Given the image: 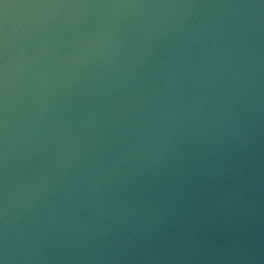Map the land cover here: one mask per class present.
I'll use <instances>...</instances> for the list:
<instances>
[{
  "label": "water",
  "instance_id": "1",
  "mask_svg": "<svg viewBox=\"0 0 264 264\" xmlns=\"http://www.w3.org/2000/svg\"><path fill=\"white\" fill-rule=\"evenodd\" d=\"M0 264H264V0H0Z\"/></svg>",
  "mask_w": 264,
  "mask_h": 264
}]
</instances>
